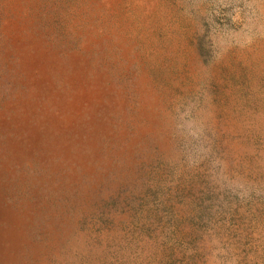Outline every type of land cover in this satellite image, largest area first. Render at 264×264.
<instances>
[{
  "label": "rangeland",
  "instance_id": "1",
  "mask_svg": "<svg viewBox=\"0 0 264 264\" xmlns=\"http://www.w3.org/2000/svg\"><path fill=\"white\" fill-rule=\"evenodd\" d=\"M0 264H264V0H0Z\"/></svg>",
  "mask_w": 264,
  "mask_h": 264
}]
</instances>
